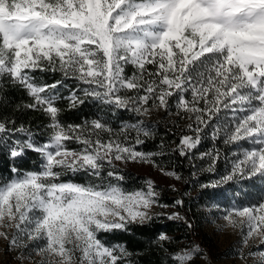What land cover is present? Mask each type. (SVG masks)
<instances>
[{
    "label": "snow or ice",
    "instance_id": "obj_1",
    "mask_svg": "<svg viewBox=\"0 0 264 264\" xmlns=\"http://www.w3.org/2000/svg\"><path fill=\"white\" fill-rule=\"evenodd\" d=\"M127 65L136 70L130 76ZM37 70L79 82L67 97L73 108L90 98L142 113L149 101L167 108L175 97L176 107L196 118L195 136L180 139V155L196 149L209 127L214 140L223 133L225 144L236 143L231 172L213 186L236 177L264 180V0H0V78L31 98L23 108L42 111L50 121L41 142L30 128L0 116V149L13 161L29 150L42 160L39 171L23 173L13 163V177L0 182V228L16 229L14 247L24 238L43 242L39 251L49 257L47 264H120L131 253L123 245L107 246L98 233L150 220L159 194L152 181L146 190L127 191L114 163L151 161L155 154L136 150L140 135L150 133L139 124L115 132L99 117L65 126L57 106L65 85L38 83L32 75ZM222 111L231 116L222 118ZM128 129L136 130L134 143ZM245 140L251 148L238 143ZM71 142L81 147L70 148ZM204 156L214 165L219 152ZM69 173L99 182L60 180ZM234 217L247 223L248 237L264 235V202L233 206L224 219L235 225ZM0 237L8 239L4 231ZM198 254L195 247L172 259L185 264ZM253 255L264 264V251Z\"/></svg>",
    "mask_w": 264,
    "mask_h": 264
},
{
    "label": "trees",
    "instance_id": "obj_2",
    "mask_svg": "<svg viewBox=\"0 0 264 264\" xmlns=\"http://www.w3.org/2000/svg\"><path fill=\"white\" fill-rule=\"evenodd\" d=\"M148 69L154 71V66L148 65ZM135 71L132 65L125 67V75L127 76L132 75ZM32 75L38 83L51 84L56 80L63 81L65 86L60 87L58 90L61 99L57 101V106L62 109L59 119L65 126L82 124L85 120L91 121L99 117L102 121H107L115 132H119L121 122H132L140 118L139 114L134 111L116 109L115 107L109 108L100 101L90 98L85 99L83 104L74 108L70 107L67 97L72 90L78 89L79 82L77 80L73 78L66 79L60 72H42L37 70ZM120 94L131 96L134 93L122 90ZM78 95L83 98L82 93L78 92ZM186 99H191L190 92L186 94ZM28 103H32V100L23 89L13 86L7 78H0V116L15 119L17 127L23 124L36 133L41 142H44L47 139L49 118L42 111L22 107ZM152 104V101H149L145 106ZM168 106L171 108L170 111L174 113L175 118L173 120H153V126L148 131L150 134L148 136L140 135L143 143L136 145V150L155 154L153 157L157 165L172 168L180 174L183 192L186 190L194 191V194L186 196V198L183 194H179L177 197L163 198L166 203L175 204L184 211L186 218L183 220L155 216L143 224L136 222L128 224L124 230L98 233V238L107 246L123 245L131 253L120 264H173L174 259H172V256L181 250L179 242L183 239H192L193 230L195 227H199L202 222L198 206L213 196V186L207 184L212 180L210 177L214 173L221 171L231 156V144L224 143L225 136L223 133L214 140L211 135L212 127L204 129L201 142L196 149H193L188 155H180L178 145L181 137L184 135L195 136L193 131L196 127L195 113L178 109L175 97L169 98ZM199 106L203 107V102ZM227 114V112L222 111L220 115L223 118L227 117ZM184 117L190 119L187 124L180 122ZM215 123L216 121L214 120L213 126ZM190 124L193 126L192 129L189 128ZM127 134L129 141L134 143L136 131L127 130ZM18 135L23 138L22 134ZM103 138L108 139L107 134H103ZM68 146L73 149L81 147L74 142L69 143ZM216 151L219 152V157L216 159L215 164L212 165L211 172L203 170V166H201L203 159L211 157L204 156L201 158V154L212 152L215 155ZM41 162L39 154L30 150L13 161L9 158L6 150L0 149V182H6L13 177L11 172L13 163L23 173L39 171ZM206 163H209V160ZM119 169L120 174L125 177V180L121 182L122 186L127 191L146 188L145 176L129 169ZM104 175L106 176V171ZM200 177H204V180L202 181ZM60 179L72 180L81 184L89 181L99 182L94 181L93 178L84 173L75 175L69 173ZM176 201H182V204H177ZM161 234H165L168 240L161 241L159 239Z\"/></svg>",
    "mask_w": 264,
    "mask_h": 264
},
{
    "label": "rangeland",
    "instance_id": "obj_3",
    "mask_svg": "<svg viewBox=\"0 0 264 264\" xmlns=\"http://www.w3.org/2000/svg\"><path fill=\"white\" fill-rule=\"evenodd\" d=\"M144 107L148 110L147 112L138 113L139 119L132 122H121V127L125 124H139L143 129L149 131L153 126V120H173L175 118L174 113L170 111L171 108L169 106L167 108L160 107L158 101L156 104ZM227 113V117H230L231 113ZM189 120L184 117L180 122L187 124ZM228 122L230 124V120ZM238 143L244 148L252 147L247 140ZM231 146L232 152L226 166L221 171L213 172L214 174L210 177L212 180L207 184L213 186L223 176L231 172L235 158L234 153H238L236 143H232ZM208 160L209 163H206ZM211 160V158L203 159L201 164L203 170H209L210 165H212ZM114 163L116 167L129 169L145 176L146 187L147 182L152 181L154 189L159 196L157 203L150 210L151 217H173L176 220L186 218L181 208L175 204H168L163 199L166 197H177L179 194H183L186 198V196L194 194V191L186 190L183 192L182 177L179 173L172 168L157 165L154 157H152L151 161L122 160L114 161ZM209 171L211 172V170ZM167 173H175V175L172 176ZM176 177H179V179ZM200 179L203 181L204 177H200ZM143 189L146 190V188ZM212 195L198 206L202 222L199 227H195L193 230L192 239H183L179 242L181 248L179 253L195 247L200 249V254L196 255L192 261L185 262V264H260L259 257L253 254L264 251V243H262L264 235L254 234L248 237L249 229L247 223L240 222L243 218L234 217L236 224L232 225L224 219V216L233 206L242 208L244 206H257L264 202V180L259 177L253 180H248L247 177L243 179L236 177L232 181L213 186ZM0 231H4L8 235V239L0 237V264H47L49 257L39 251V248L44 246L43 242L38 244L35 241H29L24 238L18 241V246L14 247L10 241L12 235L16 233V229L3 227L0 228ZM245 239H247V243H245ZM173 264H178V262L174 260Z\"/></svg>",
    "mask_w": 264,
    "mask_h": 264
}]
</instances>
